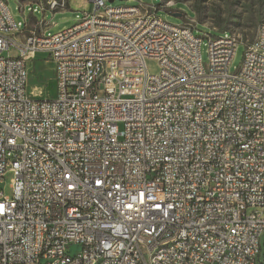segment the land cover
I'll list each match as a JSON object with an SVG mask.
<instances>
[{"label":"built area","instance_id":"1","mask_svg":"<svg viewBox=\"0 0 264 264\" xmlns=\"http://www.w3.org/2000/svg\"><path fill=\"white\" fill-rule=\"evenodd\" d=\"M34 1L43 17L15 22L0 0V180L13 174L11 194L0 191V264H255L264 112L247 111L264 103V23L251 39H209L141 0L116 12L90 0L91 13L48 34L45 11L67 0L22 8ZM135 30L143 39L128 47ZM10 46L17 57L2 55ZM38 53L53 63L52 97L27 91ZM161 241L171 248L153 254Z\"/></svg>","mask_w":264,"mask_h":264},{"label":"rangeland","instance_id":"2","mask_svg":"<svg viewBox=\"0 0 264 264\" xmlns=\"http://www.w3.org/2000/svg\"><path fill=\"white\" fill-rule=\"evenodd\" d=\"M135 1L113 0L112 6L126 5ZM153 6H159L157 15L166 22L181 24L187 19H192L196 23V33L221 36L223 30L238 34L245 39H251L259 24L264 23V0H141ZM170 3V4H169ZM9 12L15 22H22L23 15L27 21L41 19L43 13L37 1L32 4H25L23 0H6ZM167 5H171L170 7ZM18 6L21 8L19 9ZM94 8L90 0H67V7L57 10L52 14L45 11L48 34L59 32L82 18L84 13H91ZM32 10V14L30 13ZM168 11H171L170 13ZM179 13L181 16H174ZM51 23H53L51 25ZM218 30V31H215ZM244 45L239 43L235 49L230 69L238 67L242 60ZM200 53L203 62H207V36H204ZM2 55L17 57L18 51L9 47ZM28 69V94L35 98L52 97L55 93L53 63L45 53H38L33 59L27 60ZM146 70L149 74L159 72L158 61L154 58L145 59ZM13 174L7 170L0 180V191L4 195L11 194V180ZM80 246L74 244L70 247V252L75 254ZM255 264H264V230L259 237V250L255 257Z\"/></svg>","mask_w":264,"mask_h":264},{"label":"bare ground","instance_id":"3","mask_svg":"<svg viewBox=\"0 0 264 264\" xmlns=\"http://www.w3.org/2000/svg\"><path fill=\"white\" fill-rule=\"evenodd\" d=\"M159 7V6H155ZM109 12H116V6H112L109 2ZM228 38L242 39L238 34L227 31ZM143 39V31L135 30L133 36L128 40V47H138L139 42ZM209 39H221V36L209 35ZM105 44V35H98L97 45ZM171 51H173V44H166L161 48V56L169 57L171 56ZM131 59H139V52H131ZM190 68H197V60H190ZM264 112V103H259L247 111V118H256L258 115H262ZM168 248H171V241H161L154 243L152 246L153 254H160L163 251H166Z\"/></svg>","mask_w":264,"mask_h":264},{"label":"water","instance_id":"4","mask_svg":"<svg viewBox=\"0 0 264 264\" xmlns=\"http://www.w3.org/2000/svg\"><path fill=\"white\" fill-rule=\"evenodd\" d=\"M113 0H109V2H112ZM174 16H181L179 13H173Z\"/></svg>","mask_w":264,"mask_h":264}]
</instances>
